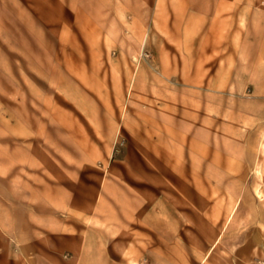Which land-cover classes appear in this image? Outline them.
Returning <instances> with one entry per match:
<instances>
[{
	"label": "rangeland",
	"instance_id": "rangeland-1",
	"mask_svg": "<svg viewBox=\"0 0 264 264\" xmlns=\"http://www.w3.org/2000/svg\"><path fill=\"white\" fill-rule=\"evenodd\" d=\"M183 6L0 0V264H74L84 252L116 264L132 252L133 264H160L143 239L153 231L147 202L160 204L157 188L164 182L161 164L148 162L146 154L160 156L163 149H146L143 130L131 131L134 124L142 128L144 118L115 90L120 83L113 66L119 55H136L129 50L143 42L161 7L180 12ZM254 6L230 10L232 38L243 39L239 32L248 29L249 42L264 48V0L259 36L253 35ZM248 54L264 62V49ZM254 90L264 92V83ZM261 182L264 197V177ZM173 207L170 222L177 220ZM259 207L256 215L264 219ZM246 215L252 216L238 210L210 245L203 243L209 220L185 211L181 226L179 214V230L169 229L184 238L179 264H199L210 247L202 264H264V225H246ZM256 236V244L247 243Z\"/></svg>",
	"mask_w": 264,
	"mask_h": 264
},
{
	"label": "crops",
	"instance_id": "crops-1",
	"mask_svg": "<svg viewBox=\"0 0 264 264\" xmlns=\"http://www.w3.org/2000/svg\"><path fill=\"white\" fill-rule=\"evenodd\" d=\"M157 1L190 6L181 7L180 12L161 7L150 18L154 28L150 24L143 42L129 50L136 55L129 59L119 55L113 74L120 83L115 90L144 118L143 127L134 124L131 131L143 130L146 149H163L160 156L146 154L148 162L161 164L157 167L164 182L157 188L160 204L147 202L146 207L154 211L147 227L153 231L143 243L153 255H160L154 258L160 264H174L173 258L179 264L178 246L184 238L170 234L169 229L179 230V214L184 225L185 211L209 220L208 239L203 243L210 245L217 243L238 210L252 214L246 215V225H264V219L256 215L259 205L264 208L259 189L264 177V92L254 90L255 84L264 83V62L248 54L264 48L249 42L248 29L241 30L244 38L235 41L230 27L234 5L252 3L257 28L253 35L259 36L262 9L260 0ZM250 84L254 85L251 90ZM158 140L159 144H153ZM169 205L177 213L173 222ZM259 238L247 243L256 244ZM170 243L176 248L171 250ZM211 251L210 247L199 264ZM131 255L121 264H133L136 256L131 259ZM81 256L74 264H116L101 253ZM243 264L249 262L243 259Z\"/></svg>",
	"mask_w": 264,
	"mask_h": 264
}]
</instances>
